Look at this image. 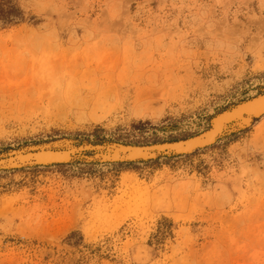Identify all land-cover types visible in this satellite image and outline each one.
Masks as SVG:
<instances>
[{"label":"rangeland","instance_id":"rangeland-1","mask_svg":"<svg viewBox=\"0 0 264 264\" xmlns=\"http://www.w3.org/2000/svg\"><path fill=\"white\" fill-rule=\"evenodd\" d=\"M13 2L0 264H264V114L190 153L87 149L189 139L264 95V0ZM68 148L83 150L10 164Z\"/></svg>","mask_w":264,"mask_h":264},{"label":"water","instance_id":"water-1","mask_svg":"<svg viewBox=\"0 0 264 264\" xmlns=\"http://www.w3.org/2000/svg\"><path fill=\"white\" fill-rule=\"evenodd\" d=\"M258 96L254 99H252L249 102H253L255 99H258ZM261 103L255 104L252 109H249L250 114L253 117H258L260 115L264 114V105L260 106ZM247 115V113L242 112L241 115L235 116V117H230L229 122H235L238 119H242ZM214 129V123L211 125V128L208 130H213ZM208 131L201 133L197 136H193L192 138L185 139L182 141H177V142H172V143H160V144H155V145H148V146H141V147H136V146H106V147H88L87 149H90L94 152L100 153V155H104L108 160H114V161H134V160H148L155 158L158 155L161 154H182L185 153L189 148L195 147L200 148V147H205L207 146L214 138L218 136V134L213 133L211 137H208L209 135L207 134ZM193 141V142H191ZM83 150H75L72 148H68L65 151L64 150H59V151H47V150H38L37 152L33 154H27L26 156H20L17 158H14L11 160V163H17V162H22V163H32V162H37V161H55V162H64L67 159H69L72 155H76L77 153L81 152Z\"/></svg>","mask_w":264,"mask_h":264},{"label":"bare ground","instance_id":"bare-ground-1","mask_svg":"<svg viewBox=\"0 0 264 264\" xmlns=\"http://www.w3.org/2000/svg\"><path fill=\"white\" fill-rule=\"evenodd\" d=\"M258 103H261L260 106L264 105V96L263 97H259L258 99H255L253 102H248L247 101V103L242 104V106L237 107V109H234L233 111L231 110V112H226L225 114L218 116L213 121V123H214V129L208 131V133H207L209 135L208 137H211V135H213V133H215V132L218 133L225 126V124L229 122V120H227V119H229L230 117H235V116H238L239 117L242 112L247 113V115L244 118H242V120L241 119H238V121L241 120V123L240 122H237V121L236 122L239 123L240 126L242 125V123L245 124V126L248 125V123L250 122V120L252 118V115L250 114L249 109L250 108L252 109V107H254L255 104H258ZM232 124H233V122H232ZM191 142H193V141H191ZM194 149H195V147H191L186 152L187 153H190ZM8 161H10V159ZM6 164H7V162H6ZM10 164H11V162H10Z\"/></svg>","mask_w":264,"mask_h":264},{"label":"trees","instance_id":"trees-1","mask_svg":"<svg viewBox=\"0 0 264 264\" xmlns=\"http://www.w3.org/2000/svg\"><path fill=\"white\" fill-rule=\"evenodd\" d=\"M20 15L13 0H0V28L16 24Z\"/></svg>","mask_w":264,"mask_h":264}]
</instances>
